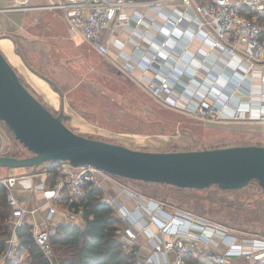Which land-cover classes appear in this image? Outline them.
I'll list each match as a JSON object with an SVG mask.
<instances>
[{"label": "built area", "instance_id": "2783aa9c", "mask_svg": "<svg viewBox=\"0 0 264 264\" xmlns=\"http://www.w3.org/2000/svg\"><path fill=\"white\" fill-rule=\"evenodd\" d=\"M12 1L21 9L32 7L30 0ZM46 1L36 8L62 10L71 33H78L102 56L108 55L109 49L101 39L102 30L113 25L128 29L131 34L129 40L134 43L133 52H138L140 59L134 60L133 56L131 59L121 51L123 67L129 71L136 66L142 69L140 79L144 88L159 103L178 111L200 112L203 118L207 113L222 115L232 112H247L253 114L252 117L257 114V118H264V107L259 106V98L252 103L236 102L230 98L235 90L251 97L260 90L259 95L264 96V0ZM140 9H154L160 20L156 21L154 17L147 19L148 13H141ZM185 21L189 23V31L183 43L181 38L186 36L182 35L181 28ZM132 23L137 27H132ZM197 36H201L204 49H198L189 60L179 65L178 61ZM115 43L119 45L120 42L115 40ZM140 43H144L146 49L141 48ZM200 74L204 75L201 77ZM183 76H186V81L182 80ZM252 77L260 78V84L251 82ZM240 82L246 87L239 85ZM5 153L0 133V155ZM39 174L43 175V180L32 182L29 190L39 191L44 204L29 208L17 199L13 189L21 180L32 179ZM47 175L48 166L44 164L34 173L0 177L10 206L8 235L0 232V264L18 254L20 241L17 229L26 224L30 226L34 242L43 255L50 264H54L50 238L56 234L57 225L60 222L82 224L83 210L79 203L85 196V188L101 189L103 181L136 202L135 208L128 211L115 198L99 196V200L108 204L122 221L120 240L123 248L132 249L136 238L133 226H139L152 243L148 254L134 255L133 264L166 262L168 252H173L175 264H191L189 256L201 252V246L206 248L205 256L211 264H233L232 261L238 258L253 264L264 262V239L236 232L177 207L169 211L164 202L143 198L139 193L122 187L118 176L102 169L83 165L73 170L68 162H62L53 184L46 182ZM144 212L150 218L149 222L144 219ZM149 224L156 226L155 233L151 232ZM215 236L226 245L223 252L214 248L218 244Z\"/></svg>", "mask_w": 264, "mask_h": 264}, {"label": "rangeland", "instance_id": "374dc122", "mask_svg": "<svg viewBox=\"0 0 264 264\" xmlns=\"http://www.w3.org/2000/svg\"><path fill=\"white\" fill-rule=\"evenodd\" d=\"M26 45L18 44L20 51L29 57L33 55V45ZM81 57L84 63L77 69L78 73L75 72L77 80L73 83L56 79L57 75L51 76L48 70L42 69L38 62L29 58V67L45 74L59 90L53 87L51 81L42 79L40 74H36L39 80L29 81L19 66L14 68L21 82L53 114L63 109L69 115L65 124L77 134L144 151L264 145V118H257V114L252 117L254 115L247 112L222 115L207 113L203 118L197 111L174 110L159 103L124 75L118 74L107 64L104 56L101 57L88 44L84 45ZM251 80L257 85L261 82L258 77H252ZM244 84L239 83L241 86ZM259 94L260 90H257L255 97H251L235 90L230 98L236 102L241 100L250 103L259 98V106L264 107V96ZM0 133L6 155L25 157L30 154L5 129L2 122ZM72 169L76 170L77 167L72 166ZM28 170V167L0 166V177L19 176ZM117 180L122 187L132 192L162 199L193 215L264 239V194L254 181L236 190H221L214 185L202 190H178L168 185L123 177ZM16 197L21 200L17 194ZM19 263L29 264L26 253L21 254Z\"/></svg>", "mask_w": 264, "mask_h": 264}, {"label": "water", "instance_id": "95a60500", "mask_svg": "<svg viewBox=\"0 0 264 264\" xmlns=\"http://www.w3.org/2000/svg\"><path fill=\"white\" fill-rule=\"evenodd\" d=\"M53 87L59 90L54 84ZM63 109L53 114L19 79L0 51V122L30 154L0 155V166L43 163L91 165L112 175L179 188L241 189L256 182L264 194V145L198 150L144 151L93 139L66 126Z\"/></svg>", "mask_w": 264, "mask_h": 264}, {"label": "crops", "instance_id": "0c3cea01", "mask_svg": "<svg viewBox=\"0 0 264 264\" xmlns=\"http://www.w3.org/2000/svg\"><path fill=\"white\" fill-rule=\"evenodd\" d=\"M44 3H47V1L30 0L29 5L32 7L28 9H21L18 8L12 0H0V51L13 68L19 66L18 68L26 73L29 81H32L33 79L39 80L37 75L40 74V72H37V70L33 67H29L28 64L31 63V61L29 60L30 58L34 59V62H38L39 66L42 69L48 70L49 73L52 74L51 76L57 75L56 79L58 78L63 81L66 80L69 83L76 82V73H78L77 69L81 64L84 63V59L81 57L84 45L86 46L88 44L93 51L96 52V50L92 48L89 43L84 41L78 33H71L64 20V12L62 10L36 8L37 6L43 5ZM139 11L144 14L147 12V19L154 17L156 21L160 20V17L155 14L154 9H152L151 11L140 9ZM186 20L190 21V19ZM187 21L184 22V25L181 28L183 30L182 35L186 36V38H181L183 40L181 42L183 43L186 41V33H188L189 31V23ZM131 25L132 27H137L136 25H134V23H132ZM151 30L153 31V29ZM130 36L131 34L129 30L126 28H122L121 26L113 25L110 28L103 29L101 32V39L106 42L109 47L108 55L104 56V59L107 61V64H109L117 71L118 74L124 75L128 79V81L134 83L136 86H139L142 90H145L144 85L140 79V76L143 73L142 69L137 66L131 71L124 69V59L119 55V52L123 51L126 56L131 57V59L134 58V60L137 61L140 59L139 53L133 52L134 43L129 40ZM13 37L17 39L18 43L13 40ZM115 40L120 42L119 45L115 43ZM201 40V36H197L195 38V40L188 46L187 53H184L182 59L178 61L179 65L183 64L185 60H189L192 54L197 53L198 49H204V47H202ZM20 43L23 45L27 44L26 47H29V43L30 45H33V55H28L29 57H27L26 53H22L20 51L21 48H19L18 46V44ZM140 46L141 48L146 49V45L144 43H140ZM100 56L102 57V55ZM213 59L215 58L213 57ZM25 68L28 70L24 71ZM262 69L264 74V65H262ZM88 71H90L89 67ZM146 74L148 76H151L150 72H146ZM40 75L42 79L51 81V79L44 76L45 74ZM200 75L202 77L204 74ZM186 79V76L182 77V80L186 81ZM31 170L32 169L22 174H30ZM40 180H43V175L40 174L32 179L26 178L21 180L13 189L15 196L17 194V196L21 199L19 201L27 205V207L29 208H33L34 206H38L39 204H44V199L39 191L29 190L32 182H38ZM101 190L103 195L115 198L124 209L132 211L135 208V200L118 188L111 186L109 182L103 181ZM141 196L146 199L150 198L145 195ZM154 200L167 204L166 209L169 211H172L174 208H176V206L162 199L156 198ZM43 208L44 207H42V210ZM176 209H178V207ZM143 214L144 219L149 222L150 218L147 216L146 212H144ZM38 217L39 215H36V218ZM149 227L152 233L156 232L157 228L155 225L149 224ZM133 229L136 233V238L134 239V244L132 246L133 254L135 256H143L145 254H148L151 251L152 247V243L147 237L148 235L143 232L139 226H133ZM121 231L122 224L120 226L119 237L121 236ZM214 240H216L218 243L216 246H214V248L219 252H223L226 249V245L224 244V242L216 236L214 237ZM201 249V252H197L195 255L191 256L199 257L200 253L205 254L204 251L206 250V248L201 246ZM199 260L200 264H211L206 259L205 255L204 257H200ZM232 263L253 264L252 261L244 258L234 259ZM160 264H175L173 252H168L166 262H161Z\"/></svg>", "mask_w": 264, "mask_h": 264}, {"label": "trees", "instance_id": "16d2710c", "mask_svg": "<svg viewBox=\"0 0 264 264\" xmlns=\"http://www.w3.org/2000/svg\"><path fill=\"white\" fill-rule=\"evenodd\" d=\"M13 40L17 42L14 37ZM44 164L48 166L46 182L53 184L59 173L60 164L43 163L37 168ZM161 185H168L170 188L178 190H194L169 184ZM6 193V188L0 183V232L2 235H8L6 218L10 213V206L6 202ZM101 194L100 188L86 187L85 196L79 203L83 210L82 218L84 221L82 224L60 222L57 225L56 234L50 238L54 264H133V249L125 250L119 237L122 221L108 204L99 200ZM17 235L20 241L18 254L4 264H21L19 262H21L23 251L27 252L29 264H50L40 247L34 242L28 224L19 227ZM204 255V253H200L199 257L190 255L189 260L191 264H200L199 259ZM256 264H264V262L257 261Z\"/></svg>", "mask_w": 264, "mask_h": 264}]
</instances>
